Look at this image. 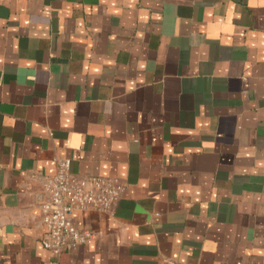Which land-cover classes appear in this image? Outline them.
Returning a JSON list of instances; mask_svg holds the SVG:
<instances>
[{"label":"crops","instance_id":"0c3cea01","mask_svg":"<svg viewBox=\"0 0 264 264\" xmlns=\"http://www.w3.org/2000/svg\"><path fill=\"white\" fill-rule=\"evenodd\" d=\"M62 159L124 191L55 254ZM169 262L264 264V0H0V264Z\"/></svg>","mask_w":264,"mask_h":264},{"label":"built area","instance_id":"2783aa9c","mask_svg":"<svg viewBox=\"0 0 264 264\" xmlns=\"http://www.w3.org/2000/svg\"><path fill=\"white\" fill-rule=\"evenodd\" d=\"M44 191L46 198L39 206L45 229L41 244L59 254L90 243L95 237L94 232L77 225L74 215L89 209L111 213L124 184L117 178L74 175L70 172V160L62 159L57 161L56 172L45 178Z\"/></svg>","mask_w":264,"mask_h":264}]
</instances>
